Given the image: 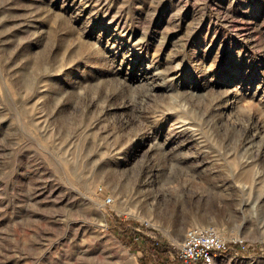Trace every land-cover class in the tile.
Masks as SVG:
<instances>
[{
    "label": "rangeland",
    "instance_id": "1",
    "mask_svg": "<svg viewBox=\"0 0 264 264\" xmlns=\"http://www.w3.org/2000/svg\"><path fill=\"white\" fill-rule=\"evenodd\" d=\"M210 223L264 264V0H0V264H184Z\"/></svg>",
    "mask_w": 264,
    "mask_h": 264
},
{
    "label": "built area",
    "instance_id": "2",
    "mask_svg": "<svg viewBox=\"0 0 264 264\" xmlns=\"http://www.w3.org/2000/svg\"><path fill=\"white\" fill-rule=\"evenodd\" d=\"M112 201L106 198V203ZM238 239L229 240L210 225L189 226L184 230L177 245L176 259L184 264H218L221 257L228 253Z\"/></svg>",
    "mask_w": 264,
    "mask_h": 264
},
{
    "label": "bare ground",
    "instance_id": "3",
    "mask_svg": "<svg viewBox=\"0 0 264 264\" xmlns=\"http://www.w3.org/2000/svg\"><path fill=\"white\" fill-rule=\"evenodd\" d=\"M197 225V224H196ZM199 225V224H198ZM200 225H202V224H200ZM205 225H210V226H213L214 228H216L218 231H219V228H217V226H215V224H205Z\"/></svg>",
    "mask_w": 264,
    "mask_h": 264
}]
</instances>
